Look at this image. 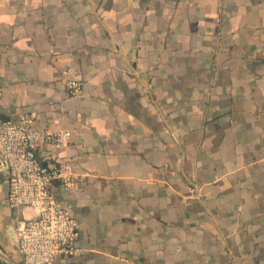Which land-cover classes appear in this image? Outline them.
I'll return each instance as SVG.
<instances>
[{
    "label": "crops",
    "instance_id": "0c3cea01",
    "mask_svg": "<svg viewBox=\"0 0 264 264\" xmlns=\"http://www.w3.org/2000/svg\"><path fill=\"white\" fill-rule=\"evenodd\" d=\"M83 82L71 97L68 79ZM69 132L43 145L77 185L55 264H264V0H0V121ZM0 264L36 217L8 202Z\"/></svg>",
    "mask_w": 264,
    "mask_h": 264
},
{
    "label": "built area",
    "instance_id": "2783aa9c",
    "mask_svg": "<svg viewBox=\"0 0 264 264\" xmlns=\"http://www.w3.org/2000/svg\"><path fill=\"white\" fill-rule=\"evenodd\" d=\"M66 87L71 97L85 91L83 82L74 78L67 80ZM69 136V132L35 128L27 114L0 121V155L6 165L8 202L12 208L28 207L36 213L16 229L19 264H55L80 251L79 221L72 208L54 193L57 183L65 191L74 190L77 176L70 163L47 165L38 155L43 145L59 147Z\"/></svg>",
    "mask_w": 264,
    "mask_h": 264
},
{
    "label": "water",
    "instance_id": "95a60500",
    "mask_svg": "<svg viewBox=\"0 0 264 264\" xmlns=\"http://www.w3.org/2000/svg\"><path fill=\"white\" fill-rule=\"evenodd\" d=\"M0 158L3 160L2 156L0 155ZM5 258V260H7L10 264H14L12 261L9 260V258L3 256Z\"/></svg>",
    "mask_w": 264,
    "mask_h": 264
}]
</instances>
